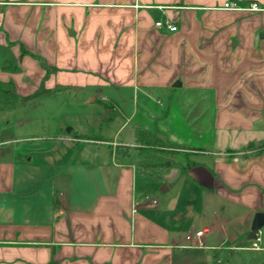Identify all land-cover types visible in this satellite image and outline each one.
Returning a JSON list of instances; mask_svg holds the SVG:
<instances>
[{"label":"crops","instance_id":"0c3cea01","mask_svg":"<svg viewBox=\"0 0 264 264\" xmlns=\"http://www.w3.org/2000/svg\"><path fill=\"white\" fill-rule=\"evenodd\" d=\"M229 1L242 10L224 9ZM254 2L264 8V0H0V83L20 98L109 84L211 91L217 130L255 134L242 148L192 151L203 157L191 178L224 213L196 231L207 230L197 248L136 194L141 159L118 140L126 124L112 139L63 134L60 125L48 138L27 136L9 127L20 106L0 110V264H189L184 256L193 254L231 263L236 251L258 254L236 264H264V227L260 250L244 245L264 212V152L253 147L264 143L256 132L264 125V10H244ZM160 20L178 30L157 28Z\"/></svg>","mask_w":264,"mask_h":264},{"label":"rangeland","instance_id":"374dc122","mask_svg":"<svg viewBox=\"0 0 264 264\" xmlns=\"http://www.w3.org/2000/svg\"><path fill=\"white\" fill-rule=\"evenodd\" d=\"M40 92L43 93L44 89ZM169 93H173L174 96L171 97ZM195 93L199 94V102H196ZM208 93L210 97L207 98ZM211 98V91L196 92L182 87L177 89L173 87L169 91L150 90L147 93L129 86L115 89L110 84L108 87L96 86L89 89L67 88L54 91L49 96L34 98L31 101L34 106L24 108L20 106L16 110V115L8 112L10 114L8 120L9 127L19 129L27 136H47L46 138L60 125L63 134H66L68 129H73L74 134L84 133L89 138L112 139L119 128L126 124L118 140L135 145L131 150L136 160L139 159V149L144 148L135 140L136 132L140 129L157 131L164 143L180 148L171 149L176 155L167 154L161 157L170 164L165 171L153 168L146 170V160H138L143 176L138 175L135 191L138 197L142 194L143 198L157 200L158 209L171 216L173 226L181 237H185L211 225L215 215L224 214L221 211L222 202L209 195L211 192L202 183L182 173L183 166L190 165L192 168L194 164L201 163L198 159L203 156L192 151L202 149L224 152L233 150L234 147L242 148L244 141L248 142L255 135L253 132L239 130H217L214 121L217 108ZM90 99L97 101L87 102ZM12 115L14 117H11ZM262 127L256 132L262 133L264 138V125ZM6 128V122L0 121V139ZM46 138L44 142H56ZM163 187L168 190L163 191ZM226 206L229 209V205ZM261 237H264V230ZM252 242L253 240H249L244 245L251 246ZM230 254L235 255L231 263L230 258L208 262L198 256L199 254L185 255L184 259H190L191 264H236L237 259L252 261L258 255L252 251H236Z\"/></svg>","mask_w":264,"mask_h":264},{"label":"trees","instance_id":"16d2710c","mask_svg":"<svg viewBox=\"0 0 264 264\" xmlns=\"http://www.w3.org/2000/svg\"><path fill=\"white\" fill-rule=\"evenodd\" d=\"M40 62V65L44 70L49 71V67L47 66L46 62H44L43 58H37ZM64 87H57L52 90H44V92H38L30 97L20 98L12 86L11 83H0V110H8L13 109L17 106L24 105L31 100H33L36 97H44L49 96L54 91L63 90ZM136 141L144 146L142 149H139V156L142 159L146 160L145 168L146 170H149L151 168L153 169H159L165 171L170 166L169 163H167V160L162 159L161 157L164 155H176L171 152V149L173 148H180L177 145L172 144H166L161 139L159 133L157 131H150L146 129H140L138 132H136ZM252 145H249L251 147ZM253 147H256V149H261L260 152H264V143L260 145H253ZM191 168L190 165L183 166L181 168V171L184 175L191 178V175L189 174V169ZM192 179V178H191Z\"/></svg>","mask_w":264,"mask_h":264},{"label":"built area","instance_id":"2783aa9c","mask_svg":"<svg viewBox=\"0 0 264 264\" xmlns=\"http://www.w3.org/2000/svg\"><path fill=\"white\" fill-rule=\"evenodd\" d=\"M224 9H230V10H242V8L239 6L237 1H229L227 3H225L224 5ZM244 10L250 11V12H260L263 11L264 8L261 7L258 3L254 2L251 3L247 8H245ZM156 27L159 29H167L170 32H176L178 30V28L176 26H174L172 24V22L170 21H166V20H160L156 23ZM148 202L149 205L152 206H157L158 205V201L151 199L150 197L145 198ZM207 230H201L196 232L195 234H190L187 236V241L190 242V247H197V248H202L203 247V242L201 240L202 236L204 233H206ZM260 243H261V238H259V236H257L256 239L253 240L252 245L248 248V250H260Z\"/></svg>","mask_w":264,"mask_h":264},{"label":"water","instance_id":"95a60500","mask_svg":"<svg viewBox=\"0 0 264 264\" xmlns=\"http://www.w3.org/2000/svg\"><path fill=\"white\" fill-rule=\"evenodd\" d=\"M180 87L181 84L177 83L175 85V87ZM71 129H68V132H70ZM163 191H167L168 189L166 187L162 188ZM264 227V212H257L254 216L252 225H251V229L248 233V235L246 236V238L244 239V243L249 241V240H254L257 238L260 230Z\"/></svg>","mask_w":264,"mask_h":264}]
</instances>
